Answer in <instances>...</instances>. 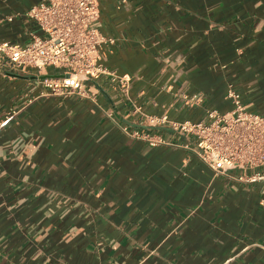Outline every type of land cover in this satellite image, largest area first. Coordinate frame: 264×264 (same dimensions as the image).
<instances>
[{
    "label": "crops",
    "instance_id": "0c3cea01",
    "mask_svg": "<svg viewBox=\"0 0 264 264\" xmlns=\"http://www.w3.org/2000/svg\"><path fill=\"white\" fill-rule=\"evenodd\" d=\"M40 1L0 0V41L41 35ZM99 29L127 92L46 95L51 69L0 65V264H264V167L216 175L152 122L230 111V84L264 114V0H101Z\"/></svg>",
    "mask_w": 264,
    "mask_h": 264
},
{
    "label": "built area",
    "instance_id": "2783aa9c",
    "mask_svg": "<svg viewBox=\"0 0 264 264\" xmlns=\"http://www.w3.org/2000/svg\"><path fill=\"white\" fill-rule=\"evenodd\" d=\"M100 4L101 0H41L26 16L38 24L42 34L33 35L28 45L0 41V65L39 74L51 69L56 74L42 79L46 95L89 97L92 88L101 91L97 82L102 77H110L127 92L130 79L104 65L102 50L115 40L99 29ZM227 98L233 108L227 112L211 109L204 121L170 122L164 116L152 122L170 124L183 135L195 136L196 144L191 149L216 175L258 170L264 167V114L249 112L232 84L227 88ZM9 119L7 116L0 121V127ZM123 130L128 133L126 128ZM144 138L151 145L157 143L148 135ZM263 178L264 174L257 171L247 179Z\"/></svg>",
    "mask_w": 264,
    "mask_h": 264
}]
</instances>
